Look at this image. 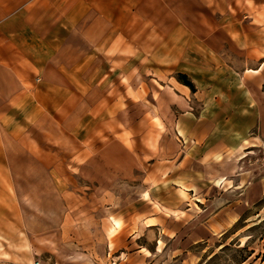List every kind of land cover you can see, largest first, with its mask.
<instances>
[{"label":"crops","instance_id":"1","mask_svg":"<svg viewBox=\"0 0 264 264\" xmlns=\"http://www.w3.org/2000/svg\"><path fill=\"white\" fill-rule=\"evenodd\" d=\"M224 5L220 10L204 0H0V201L19 200L27 185L40 195L43 169L58 184L57 170L74 169L77 158L82 157L77 168H89L94 157L85 142L99 126L121 120L128 104H153V90L169 106L171 88L178 90L181 107L189 95L203 105L201 113L185 110L177 120L176 137L193 138L195 148H183L176 166L159 179L150 170L154 158H166L158 147L148 153L133 143L113 142L99 151V167L118 168L115 182L140 179L148 186L137 197L142 201L154 198L157 186L194 195L196 202L198 185L244 193L247 182L238 170L189 177V170H201L208 161L214 167L215 158L247 152L232 162L233 170L239 168L264 145V0ZM147 111V121L162 122L169 114ZM158 133L171 137L169 130ZM59 134L67 142L65 163L50 147ZM134 226L123 225L113 236L129 231L130 237Z\"/></svg>","mask_w":264,"mask_h":264},{"label":"rangeland","instance_id":"2","mask_svg":"<svg viewBox=\"0 0 264 264\" xmlns=\"http://www.w3.org/2000/svg\"><path fill=\"white\" fill-rule=\"evenodd\" d=\"M204 1L220 10L225 1L235 7L243 2ZM195 10L191 13L205 18V14ZM201 26L215 28L210 24ZM169 92L173 98L167 102L169 106L153 90V104H128L122 110L121 120L99 126L85 142L94 157L89 168H77L82 157L77 158L74 169L57 170L58 184L43 169L40 195H35L33 189L29 191L27 185L19 200L0 201V264H264V145L250 152L234 170L232 162L247 152L232 159L215 158L214 167L208 161L201 170H189V177L208 178L217 172L238 170L239 177L247 182L244 193L223 191L225 185H198L197 202L194 195L170 188L165 192L160 186L151 190L154 198L138 200V196L146 195L148 187L141 186L140 179L139 184H132L129 179L115 182L118 168L99 167V151L113 142L128 147L133 143L148 153L156 152L158 147L166 158H154L150 170L159 179L160 174H166L167 167L176 166L183 148H195L193 138L176 137L177 120L185 110L201 113L203 105L199 99L193 102L189 95L188 103L181 107L178 90L171 88ZM145 111L153 116L169 114L162 122L158 118L147 121L142 118ZM158 130H169L171 137L158 136ZM65 142L59 134L58 144L50 146L57 150L55 157L63 163L67 159ZM190 160L187 157L188 163ZM114 194L118 199L114 200ZM34 196L42 199L34 200ZM115 218L119 219L118 226L112 222ZM133 224L137 226L129 229L136 230L132 236L127 237L129 231L113 236L123 225Z\"/></svg>","mask_w":264,"mask_h":264}]
</instances>
